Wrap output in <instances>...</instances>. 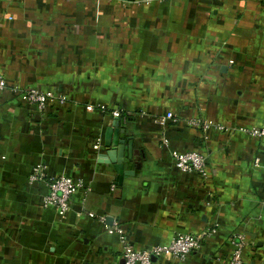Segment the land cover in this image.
<instances>
[{
	"label": "crops",
	"instance_id": "crops-1",
	"mask_svg": "<svg viewBox=\"0 0 264 264\" xmlns=\"http://www.w3.org/2000/svg\"><path fill=\"white\" fill-rule=\"evenodd\" d=\"M0 75V264H119L112 226L134 249L214 229L150 264H224L237 234L264 264V137L246 133L264 121V0H0ZM114 116L132 136L120 182L102 160ZM187 150L205 176L172 165ZM61 174L85 192L59 217L41 198Z\"/></svg>",
	"mask_w": 264,
	"mask_h": 264
},
{
	"label": "built area",
	"instance_id": "built-area-1",
	"mask_svg": "<svg viewBox=\"0 0 264 264\" xmlns=\"http://www.w3.org/2000/svg\"><path fill=\"white\" fill-rule=\"evenodd\" d=\"M141 2L163 1V0H139ZM6 82L0 75V89L5 88ZM21 97L38 108L45 107L49 102L56 100L63 101V97L59 94L53 93L50 89H38L35 87H28L20 90ZM90 108V106H87ZM115 113V112H114ZM163 118L160 119V123ZM195 125L197 120L191 121ZM209 122H203L202 127L206 128ZM246 133L251 136L264 137V121L260 127L249 128ZM98 146V141L94 143L93 147ZM172 165L182 172L195 171L202 176L206 175L205 159L202 154L197 151H183L172 153ZM39 175L36 172V167L32 169L28 175L29 180H36ZM47 191L41 198L42 206H52L59 217H62L69 208L71 195L78 192H85V188L78 180H73L67 175H58L50 177L46 182ZM264 193V192H263ZM88 217H93V213L87 212ZM100 218V217H99ZM108 232H116L120 241L122 242L121 256L122 262L119 264H150V256L167 257L170 259H183L191 251L196 250L201 243L204 236L214 232L211 228L208 231L203 230L199 233H175L170 241L164 245H152L145 249H134L131 245L125 243L121 228L112 226L107 229ZM232 248L228 259L224 264H245L242 260V247L244 244V237L242 234H237L232 239Z\"/></svg>",
	"mask_w": 264,
	"mask_h": 264
},
{
	"label": "water",
	"instance_id": "water-1",
	"mask_svg": "<svg viewBox=\"0 0 264 264\" xmlns=\"http://www.w3.org/2000/svg\"><path fill=\"white\" fill-rule=\"evenodd\" d=\"M129 131L125 128H118L117 116H114L110 124L104 130L103 146L108 148L104 162L111 161L113 168L117 173L116 179L120 182L123 174H131L132 170H123L122 163L131 160L132 136L125 135ZM109 137V138H108ZM134 167H138V163H134Z\"/></svg>",
	"mask_w": 264,
	"mask_h": 264
}]
</instances>
